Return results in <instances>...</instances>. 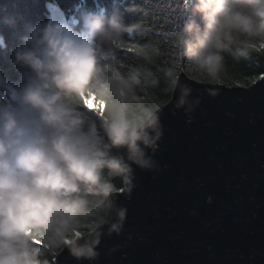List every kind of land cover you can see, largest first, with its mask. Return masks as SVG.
<instances>
[{
	"label": "clouds",
	"instance_id": "obj_1",
	"mask_svg": "<svg viewBox=\"0 0 264 264\" xmlns=\"http://www.w3.org/2000/svg\"><path fill=\"white\" fill-rule=\"evenodd\" d=\"M185 17L171 44L209 82L220 81L226 54L239 61L264 51V0H192ZM80 24H37L13 52L29 74L14 103L0 104V264H49L53 248L95 261L102 229L119 235L127 218L121 188L130 194L135 169L154 168L160 108L137 101L139 73L106 74L104 65L106 52L148 31L103 11L85 12ZM157 55L153 45L136 49L137 57ZM168 76L176 109L191 112L199 99H189L177 73Z\"/></svg>",
	"mask_w": 264,
	"mask_h": 264
},
{
	"label": "water",
	"instance_id": "obj_2",
	"mask_svg": "<svg viewBox=\"0 0 264 264\" xmlns=\"http://www.w3.org/2000/svg\"><path fill=\"white\" fill-rule=\"evenodd\" d=\"M179 83L200 103L177 110L176 91L160 107L154 168L135 169L131 193H118L120 234L102 229L95 261L63 249L54 264H264V79Z\"/></svg>",
	"mask_w": 264,
	"mask_h": 264
},
{
	"label": "trees",
	"instance_id": "obj_3",
	"mask_svg": "<svg viewBox=\"0 0 264 264\" xmlns=\"http://www.w3.org/2000/svg\"><path fill=\"white\" fill-rule=\"evenodd\" d=\"M191 3L192 0H187L188 8ZM130 8L137 11H129ZM89 11H103L109 18L119 15L126 24H138L148 31L149 37L146 39L135 35L128 37V48L132 47L133 51L120 49L106 52L104 57L106 74H110L108 71L121 75L139 73L142 85L137 89V101L145 106L160 108L171 100L173 90L168 76L170 71L178 76L185 73L200 82L228 87H248L264 75V51L253 52L239 61L226 54V68L219 82H209L191 69L171 44L172 33L177 32L186 19L182 16L185 0H0V76L4 80L0 84V104L14 103L16 90L23 86L29 74L28 69L15 64L13 55L21 44L20 38L27 34V29L51 21L65 22L79 31L81 16ZM6 18L14 21L13 27L4 23ZM145 44L158 48L159 55L147 59L137 57L136 49ZM88 115L96 119L95 113ZM61 251L52 249L47 257L49 264L54 263V255Z\"/></svg>",
	"mask_w": 264,
	"mask_h": 264
},
{
	"label": "snow or ice",
	"instance_id": "obj_4",
	"mask_svg": "<svg viewBox=\"0 0 264 264\" xmlns=\"http://www.w3.org/2000/svg\"><path fill=\"white\" fill-rule=\"evenodd\" d=\"M187 10H188L187 0H185V11L182 13V16H185V15H186ZM173 34H174V33H172V35H173ZM127 51L131 52V51H133V48H132V47H129V48L127 49ZM261 79H264V77H261Z\"/></svg>",
	"mask_w": 264,
	"mask_h": 264
},
{
	"label": "rangeland",
	"instance_id": "obj_5",
	"mask_svg": "<svg viewBox=\"0 0 264 264\" xmlns=\"http://www.w3.org/2000/svg\"><path fill=\"white\" fill-rule=\"evenodd\" d=\"M65 23V22H64ZM185 74V73H184ZM181 75V74H180ZM188 76V75H187ZM189 77V76H188ZM195 80V79H194ZM173 94H174V92H173ZM173 97V96H172ZM172 99V98H171Z\"/></svg>",
	"mask_w": 264,
	"mask_h": 264
},
{
	"label": "bare ground",
	"instance_id": "obj_6",
	"mask_svg": "<svg viewBox=\"0 0 264 264\" xmlns=\"http://www.w3.org/2000/svg\"><path fill=\"white\" fill-rule=\"evenodd\" d=\"M56 255V254H55ZM55 255H54V257H55ZM55 259V258H54ZM54 264V263H53Z\"/></svg>",
	"mask_w": 264,
	"mask_h": 264
}]
</instances>
